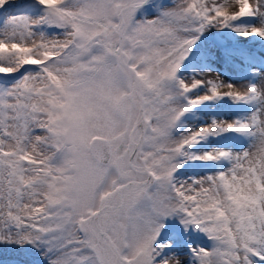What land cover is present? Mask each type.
I'll return each mask as SVG.
<instances>
[{"label": "snow or ice", "instance_id": "obj_1", "mask_svg": "<svg viewBox=\"0 0 264 264\" xmlns=\"http://www.w3.org/2000/svg\"><path fill=\"white\" fill-rule=\"evenodd\" d=\"M0 264H264V0H0Z\"/></svg>", "mask_w": 264, "mask_h": 264}, {"label": "rangeland", "instance_id": "obj_2", "mask_svg": "<svg viewBox=\"0 0 264 264\" xmlns=\"http://www.w3.org/2000/svg\"><path fill=\"white\" fill-rule=\"evenodd\" d=\"M256 51L259 52V45L256 46Z\"/></svg>", "mask_w": 264, "mask_h": 264}]
</instances>
